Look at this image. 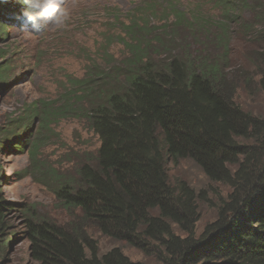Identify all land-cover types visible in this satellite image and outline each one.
I'll return each mask as SVG.
<instances>
[{
  "label": "trees",
  "instance_id": "trees-1",
  "mask_svg": "<svg viewBox=\"0 0 264 264\" xmlns=\"http://www.w3.org/2000/svg\"><path fill=\"white\" fill-rule=\"evenodd\" d=\"M241 1L251 8V0ZM252 8L254 22L245 32L264 46V6ZM10 9L21 12L22 6ZM148 17H135L124 28L134 39L124 44L127 59L94 66L71 83L61 104L60 99L41 101L29 110L28 117H38L45 129L81 114L99 139L74 178L52 177L57 203L76 214L71 222L27 220L31 259L37 264H143L118 247L100 254L89 234L93 228L154 256L157 264H264V117L236 103L237 89L224 73L223 56L213 61L200 51L194 56L177 40L176 30L155 29L153 13ZM176 17L181 24L183 16ZM217 43L228 52L223 36ZM262 55L264 66V50ZM261 75L264 88V71ZM20 129L28 134L29 127ZM27 139L19 138L17 145H30L36 157L41 143ZM9 143L0 141V153ZM185 160L229 189L200 234L199 203L206 200L205 192L170 178L169 167ZM10 206L0 182V255L11 241L6 234Z\"/></svg>",
  "mask_w": 264,
  "mask_h": 264
},
{
  "label": "rangeland",
  "instance_id": "rangeland-1",
  "mask_svg": "<svg viewBox=\"0 0 264 264\" xmlns=\"http://www.w3.org/2000/svg\"><path fill=\"white\" fill-rule=\"evenodd\" d=\"M257 2L255 5L251 0L250 8L240 0H66L70 12L67 25L37 34L24 29L21 12L10 9L19 4L17 0H0V26L5 27V31L0 27V141L10 142L9 149L0 153V182L4 200L11 205L6 220L11 241L0 255V264H37L30 256L27 220L37 217L62 225L71 222L76 214L57 203L52 177L64 174L74 178L77 166L89 160L99 146L98 137L81 114H71L45 129L38 117L33 121L28 117L32 106L59 99L61 104L66 91L72 89L71 83L86 77L94 66L103 67L109 59H127L130 53L125 45L134 39L124 28L135 17L153 13L150 26H167V33L176 30L177 40L189 46L188 52L194 56L197 51L212 61L223 56L227 61L224 73L237 89L236 103L246 112L264 117V88L259 83L264 46L245 32V26L254 22L252 7L264 6V0ZM176 14L183 16L181 24ZM161 32L156 36L166 38L159 35ZM220 35L229 42L228 52L218 46ZM27 127L29 140L28 134L23 135L26 129H20ZM22 137L28 143H41L36 157L31 156L30 145L18 147ZM169 173L173 183L185 181L198 193L205 192L206 200L199 203L200 234L215 219L217 206L229 189L210 182L190 160L170 166ZM89 234L98 242L100 254L118 247L132 261L157 264L154 256L103 237L93 228Z\"/></svg>",
  "mask_w": 264,
  "mask_h": 264
},
{
  "label": "clouds",
  "instance_id": "clouds-1",
  "mask_svg": "<svg viewBox=\"0 0 264 264\" xmlns=\"http://www.w3.org/2000/svg\"><path fill=\"white\" fill-rule=\"evenodd\" d=\"M22 6L21 23L25 30L41 34L50 28L60 29L67 25L70 12L66 0H17Z\"/></svg>",
  "mask_w": 264,
  "mask_h": 264
}]
</instances>
